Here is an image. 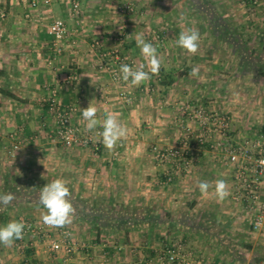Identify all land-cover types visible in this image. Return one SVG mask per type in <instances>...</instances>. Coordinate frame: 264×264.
Instances as JSON below:
<instances>
[{"label": "crops", "instance_id": "obj_1", "mask_svg": "<svg viewBox=\"0 0 264 264\" xmlns=\"http://www.w3.org/2000/svg\"><path fill=\"white\" fill-rule=\"evenodd\" d=\"M25 1L0 0L10 11L8 18L0 22V189L6 183L12 186L13 179L26 185H46L59 178L69 187L71 200L85 206L74 207L72 223L67 226L73 229L77 244L74 256L67 258L64 250L53 256L47 253L49 245L41 232L61 228H49L43 223L46 209L40 203V193L38 199L21 195L18 203L3 211L0 226L25 220L33 223L34 229L23 232V238L10 247L0 244V264H156L152 259L157 253L155 243L144 248L145 243L136 244L141 242V229L150 236L152 229H167L169 237L183 236L187 245L182 264H193L191 257L197 258L195 264H264L251 257L238 259L222 239L223 229L214 232L210 225L193 221L210 217L214 220L225 213L236 215L233 213L239 203L232 196L230 170L223 164L226 154L206 148L191 173L177 172L172 181H164L170 167L153 158L149 145L156 142L172 146L178 142L179 133L174 111L159 105L166 96L159 92L160 85L152 81L138 87L130 82L116 83L109 72L95 67L93 53L82 48L70 51L71 62L67 65L48 67L49 43H45L43 27L35 24L29 29L24 18L20 19L22 13L18 11L23 10ZM61 10L67 18L68 5L62 3ZM47 12L41 9V21ZM79 28L80 25L75 31ZM65 56L60 54V62H65ZM69 75L76 77L70 81ZM47 85L58 90L64 103L74 105L73 122L84 132L103 131L106 115L115 114L127 130L120 141L125 146L119 154L116 148L111 152L105 147L99 151L83 146L67 148L42 128L50 122ZM164 92L174 98L172 89L167 87ZM92 100L100 125L89 131L82 109ZM18 138L23 143L15 150L12 142ZM219 179L227 182L230 192L223 201L215 194V181ZM202 181L210 185L206 194L199 189ZM163 216L166 224L158 222ZM107 217L124 220L97 224ZM96 218L99 220L93 222ZM95 229L103 230L98 235ZM19 242L21 248L17 246ZM107 246L109 251L104 249Z\"/></svg>", "mask_w": 264, "mask_h": 264}, {"label": "rangeland", "instance_id": "obj_2", "mask_svg": "<svg viewBox=\"0 0 264 264\" xmlns=\"http://www.w3.org/2000/svg\"><path fill=\"white\" fill-rule=\"evenodd\" d=\"M78 1L79 8L72 10L70 0H53L50 6L42 5L36 8L31 5V0H26L21 6L23 10L18 11L22 13L19 14L20 19L24 18L29 29H33L35 24L43 27L45 43H49L48 67L57 64L61 67L64 63L67 65L71 62L68 58L70 51L82 48L86 53H93L95 67H120L127 64L135 70L143 64L144 70L149 71L148 62L142 57L137 46L138 34L142 35L146 42L152 43L157 48L160 69L157 75H151L149 81L155 82V85L159 84V92L165 93L166 96L159 101V105L174 111L179 133L178 142L172 146L151 142L149 147L153 158L159 164L170 167V163L160 162L155 158L153 147L171 148L183 144L186 132H190V143L199 149L193 166L206 148L222 150L226 154L223 164L229 168L234 182L232 196L239 203L237 212L233 213L236 215L225 213L218 215L220 218L216 216L214 220L210 217V220L193 221L210 225L214 232L219 228L223 229L221 237L231 246V253L238 259L242 258L243 261L251 257L256 262L264 261V225L259 228L253 226V211L245 197L247 191L242 186L243 181L251 178L255 161L264 151V0ZM62 3L69 7L67 18L64 16L66 12L61 10ZM41 9L48 11L43 21ZM2 12L5 13L4 16L1 15ZM9 13L8 7L1 2L0 22L7 19ZM59 17L65 19L67 26L66 39L57 45L62 48L61 52L55 50L53 37L48 33L51 23ZM78 25L81 28L75 31ZM189 29L198 30L200 33L199 48L195 55L176 44L180 32H187ZM60 54H66L65 62H60ZM194 67L199 69L197 77L189 75ZM109 76L111 77L110 72ZM52 86L47 85V103ZM167 87L174 91V98L164 92ZM201 108L208 112L206 125L198 112ZM48 110L47 117L50 122L40 126L52 132L56 118L49 106ZM210 114L225 116L228 124L221 125L219 121L213 120ZM202 131L206 133V138L205 143L200 146L196 143V136ZM26 140L34 142L31 138ZM15 143L19 145L18 148H15ZM22 143L20 138L14 139L12 146L18 150ZM245 149L249 151L246 159L243 157ZM235 150L240 156L233 162L230 160V152ZM169 169L163 179L167 182L174 178L173 176L172 180H168L167 173L172 168ZM239 171L242 175L236 177ZM191 172L192 169L188 173ZM13 181L16 186L14 182L10 187L6 186L7 183L1 186L0 194L12 193L15 199L7 206L0 205V220L3 219V211L18 203L21 195L36 197L45 186L42 183L26 185L19 180ZM261 200L264 201V184L261 187ZM71 202L75 208L81 209L85 206L84 203L73 200ZM142 215L144 212L141 217ZM97 220L99 219H93V222ZM110 220L123 221L124 218H101L97 224ZM166 221L165 216L158 219V222L165 224ZM218 224L220 226H217ZM64 228L68 229H43L41 234L43 241L49 245L47 253L54 256L58 251L50 250V241H64L63 231L69 230L75 250L72 254H67L65 249L61 250L70 258L74 256L77 244L73 239V229L67 226ZM96 230L99 235V231L103 229ZM148 233L139 230L141 242L136 244L143 246L145 243L144 248L155 243L157 253L152 257L154 263L168 264L170 250L177 249L178 244L184 247L180 252L182 260L178 264L185 261L187 242L183 236L178 237L176 234L169 237L167 229H152L151 236ZM104 249L109 251L111 248L107 246ZM191 258L195 264L197 258ZM97 263L99 264L98 261Z\"/></svg>", "mask_w": 264, "mask_h": 264}, {"label": "built area", "instance_id": "obj_3", "mask_svg": "<svg viewBox=\"0 0 264 264\" xmlns=\"http://www.w3.org/2000/svg\"><path fill=\"white\" fill-rule=\"evenodd\" d=\"M53 0H31V5L33 7L40 6H50ZM70 5L72 10H77L80 6L78 0H70ZM2 16L5 13H1ZM48 33L53 37V44L55 50L57 52H61V47L57 45L64 41L67 37V26L64 18H56L48 28ZM103 70L109 71L111 78L116 83H125L121 79L120 67H101ZM76 75H69L67 79L73 81ZM49 109L55 115V123L54 129L52 131L54 138L62 143L63 146L67 148L83 146V147H91L95 151L102 150L104 145L102 143V138L98 135L99 132H102L101 129H97L95 132H84L81 130L79 126H77L73 122V114L75 112L74 105L64 103L60 96L59 92L56 88H52L50 91V97L48 99ZM200 116L204 118L202 120L203 124L206 125V120L208 118V112L204 109L198 110ZM206 113V114H204ZM210 117L213 120L219 121L221 125H227L228 120L225 116H220L218 114H210ZM206 133L203 131L198 133L196 136V143L200 146L205 143ZM190 132L185 133V137L183 139V144L171 147V148H158L157 146L153 147V152L155 158L160 162H168L170 163V167L172 168L168 175V180H172L174 174L178 173H188L191 171L193 163L197 156V151L199 150L197 147H194V144L191 142ZM124 146L123 142H118L116 147V154H119V150ZM19 145L15 143V148H18ZM248 149H245L243 153L244 159L249 155ZM239 152L231 151L230 152V160L236 162L239 158ZM264 151L261 155L256 159V163L252 168L251 178L249 180H245L242 183V186L247 191L245 197L249 202V207L253 211V226L255 228L262 227L264 225V201L261 200V187L264 184ZM242 172L239 171L236 177H240ZM25 224L24 233L29 230L34 229L33 223L28 221H23ZM68 229V228H63ZM65 235L64 241L61 240H51L50 241V250L51 251H59L61 249H65L67 254H72L75 250L74 242H71V232L69 230L63 231ZM18 248L22 247V242L17 243ZM184 250L182 244L177 245V249L174 248L170 250V255L168 258V264H178L182 260V256H180V252Z\"/></svg>", "mask_w": 264, "mask_h": 264}, {"label": "clouds", "instance_id": "obj_4", "mask_svg": "<svg viewBox=\"0 0 264 264\" xmlns=\"http://www.w3.org/2000/svg\"><path fill=\"white\" fill-rule=\"evenodd\" d=\"M200 33L198 30L189 29L187 32L181 31L176 41L178 47L195 55L199 48ZM137 46L140 48L142 57L148 62L149 71H145V65L141 64L139 68L133 69L127 64L120 66L121 79L124 82H130L132 86H140L149 81L151 75H157L160 69V60L157 54V48L150 42H146L142 35L137 36ZM189 75L197 77L198 68H192ZM94 100L82 109V117L87 121L86 129L92 131L100 125L97 118V107L94 106ZM103 131L98 135L102 138V143L108 151H113L118 142L127 135V130L119 122L117 116L108 113L103 121ZM261 163H264L262 161ZM210 185L208 182H200L199 189L201 193L206 194ZM215 194L221 201L226 199L230 192L228 184L224 179L215 181ZM15 196L12 193L0 194V205L7 206L13 202ZM40 203L46 212L42 215L43 223L49 228H63L72 223L74 207L71 202V192L63 179H55L47 183L40 192ZM25 224L23 221H11L4 226H0V244L6 247L12 246L15 240L23 238Z\"/></svg>", "mask_w": 264, "mask_h": 264}, {"label": "trees", "instance_id": "obj_5", "mask_svg": "<svg viewBox=\"0 0 264 264\" xmlns=\"http://www.w3.org/2000/svg\"><path fill=\"white\" fill-rule=\"evenodd\" d=\"M143 220H145V219H143Z\"/></svg>", "mask_w": 264, "mask_h": 264}]
</instances>
